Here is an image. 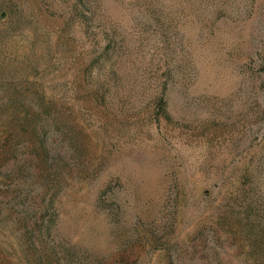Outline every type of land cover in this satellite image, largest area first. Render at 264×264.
Here are the masks:
<instances>
[{
  "label": "rangeland",
  "instance_id": "rangeland-1",
  "mask_svg": "<svg viewBox=\"0 0 264 264\" xmlns=\"http://www.w3.org/2000/svg\"><path fill=\"white\" fill-rule=\"evenodd\" d=\"M0 264H264V0H0Z\"/></svg>",
  "mask_w": 264,
  "mask_h": 264
}]
</instances>
